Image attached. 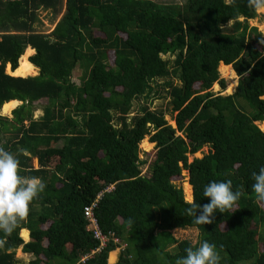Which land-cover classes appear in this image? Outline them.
Wrapping results in <instances>:
<instances>
[{
  "label": "trees",
  "instance_id": "trees-1",
  "mask_svg": "<svg viewBox=\"0 0 264 264\" xmlns=\"http://www.w3.org/2000/svg\"><path fill=\"white\" fill-rule=\"evenodd\" d=\"M41 9L53 20L47 33L35 27ZM254 16L248 0H0V108L8 112L20 101L11 118L0 116V147L19 159L21 176L46 185L28 217L10 235L0 232V264H15L18 245L32 255L27 264H110L107 253L117 244L123 247L111 264H176L204 241L216 246L219 264H264V202L252 190V173L264 167V130L255 124L264 127V36L247 25ZM27 45L34 50L28 74L38 70L32 76H24L21 55L16 66ZM78 61L84 73L74 83ZM6 62L16 66L11 75ZM219 62L223 74L231 66L237 75L225 95L208 90L225 85ZM169 74L179 83H162L164 111L141 106L128 117L151 82ZM43 98L42 115L31 118ZM166 111L174 112V127ZM150 131L155 153L141 175L137 145L150 146L143 138ZM205 144L207 153L187 161ZM180 169L201 206L210 202L207 184L231 180L242 193L236 211L194 224L186 215L189 187L184 201L171 182ZM98 194V226L118 241L95 251L82 207ZM20 228L21 236L28 230L25 242Z\"/></svg>",
  "mask_w": 264,
  "mask_h": 264
},
{
  "label": "clouds",
  "instance_id": "clouds-1",
  "mask_svg": "<svg viewBox=\"0 0 264 264\" xmlns=\"http://www.w3.org/2000/svg\"><path fill=\"white\" fill-rule=\"evenodd\" d=\"M248 6L256 12H264V0H248ZM228 23L230 24L231 21ZM19 173V159L0 147V232L5 235H10L19 223L28 217L31 202L46 187L39 177L21 176ZM252 178L254 180L252 190L256 201L262 203L264 202V167H261L258 173L253 172ZM203 195L210 198V202L203 206L197 204L194 198L186 201L189 205L186 215L193 217V223L196 225L212 224L217 211L235 212L242 193L238 190L233 191L232 181L228 180L210 182L205 186ZM2 243L3 241H0V244ZM185 251L186 256L177 259L176 264H219L220 255L216 251V246L207 241L200 243L198 247H189Z\"/></svg>",
  "mask_w": 264,
  "mask_h": 264
},
{
  "label": "rangeland",
  "instance_id": "rangeland-1",
  "mask_svg": "<svg viewBox=\"0 0 264 264\" xmlns=\"http://www.w3.org/2000/svg\"><path fill=\"white\" fill-rule=\"evenodd\" d=\"M153 1L158 2V3H170L172 0H153ZM173 1L177 2V3H181L183 0H173ZM225 1H228V0H225ZM37 16H38V21L35 22L36 29H40L45 33L50 31L52 26H53V20L51 19V14H50L49 10H47V9L38 10ZM238 20H242V17H238ZM229 21H231V20H229ZM228 22L226 23L227 25H229ZM231 23H232V21H231ZM263 23H264V12H256L255 11V16L253 18L247 19V25L251 26V27H255L256 30L259 31L260 34H262L264 36V33L262 32V24ZM95 34H99V33L95 32ZM31 49L32 48L27 45L23 48L22 52L20 53L21 57H22L21 58V66H22L25 74H28V69H27L28 60H27V58L33 54V50L31 51ZM19 57L20 56H18V58H17L18 63H19ZM161 57L166 58V59L168 58L169 60H171L174 56L161 55ZM110 59H111V55L109 54L108 61H110ZM17 60H16V63H17ZM18 63H17V65H18ZM16 66H15V68H16ZM221 66H222V63L219 62L217 65V73H218V77L222 78L225 81L224 87L221 88V87H219V85L216 82H213L208 90H210L213 93H219L221 95H225V94H229V93L234 91L235 85L237 82V75L233 71L230 64H229V66H230V70L232 73L229 76L222 73V71L220 70ZM83 69L84 68L82 67V64L78 61L71 71V80L74 83H77L79 81L80 76H82V74L84 73ZM3 70L5 73H8V71L12 70L10 67V64L8 62H6L4 64ZM37 73H38V70L35 67L34 72L32 74L29 73L28 75H24V76H32V75H36ZM14 76H18V75H14ZM168 79H171V82L173 84L179 83L178 80L176 79V77L173 76V74H169L167 77L162 78V79L160 78V81L157 80L155 82L154 81L151 82L152 88H151L150 92L139 95V97H137L133 101L131 108L129 110V113H128V117L130 115H133L136 112H138V110L141 106H146V107H149L152 109H161L162 111H164V109L167 107V100L169 99V95H168L167 84H162V83L167 82ZM262 97H264V91H263ZM45 102H46V100L44 98L39 100V103L37 104L38 107L35 108L34 110H32L31 118L37 119L38 117H40L42 115V108H41L42 106L41 105L45 104ZM18 104H19V101L14 107H16ZM0 107H1V105H0ZM13 108H9L8 112H2V110L0 108V116L11 118V116H12L11 110ZM173 116H174V112L166 111L163 115V118L167 124L174 127L175 124H174ZM24 123H27V120H25ZM255 124L257 125L258 129L260 128L259 129L260 131H261V129L264 130V127L263 128L261 127L262 125L260 124L259 121L255 122ZM150 133H152V131H150L148 134L143 136V138L150 143V146L147 149H144L143 147L140 146L141 140L138 142V145H137V147H138L137 157L140 160L144 161V162L138 164V168L140 170L141 175H147V166H148L149 162H151V160L153 159L154 153H155L154 142L149 141V138H148ZM177 134H178V132H177ZM55 144L59 145L60 141H57ZM209 149H210L209 145L205 144V145L201 146L199 149H197L195 152L187 153V161H190L193 157H201L203 154L207 153L209 151ZM32 165H33V167H37V162H36L35 158H32ZM171 182L181 189L183 197H185L184 184L187 185L189 187V196L187 198H188V200L191 198L190 184L188 183L187 171L185 169H180L179 175L173 176L171 178ZM159 214H160V212H159ZM159 214H158V216H159ZM22 229L23 228H20L18 230V235L20 236L22 241L25 242L28 240V232L26 231L25 235L21 236ZM180 234L184 235V231H180ZM194 234H196V233H194ZM172 246H174L173 243L168 245L166 247V249L169 251L172 249ZM122 247H123V244L115 245V247L113 249V254L110 255L109 259H108V255H107V262L108 263H113L117 259V256H118ZM13 256L16 260L15 264H27L28 260H30L32 258L31 254L24 253L21 251L20 245H18L16 248H14Z\"/></svg>",
  "mask_w": 264,
  "mask_h": 264
},
{
  "label": "built area",
  "instance_id": "built-area-1",
  "mask_svg": "<svg viewBox=\"0 0 264 264\" xmlns=\"http://www.w3.org/2000/svg\"><path fill=\"white\" fill-rule=\"evenodd\" d=\"M98 198L99 194L93 201L82 207V214L84 219L86 220L85 229L89 231L91 233L92 238H94L98 242V246L95 248V251L101 249L108 241H112L115 243L118 241L117 238L113 236L112 232H103L98 226L97 220L93 214V209L96 207V202ZM93 252L94 250L89 252L87 255H84V257L90 256Z\"/></svg>",
  "mask_w": 264,
  "mask_h": 264
},
{
  "label": "crops",
  "instance_id": "crops-1",
  "mask_svg": "<svg viewBox=\"0 0 264 264\" xmlns=\"http://www.w3.org/2000/svg\"><path fill=\"white\" fill-rule=\"evenodd\" d=\"M29 46V45H28ZM30 47V46H29ZM33 50V49H32ZM33 52H34V50H33ZM28 59V58H27ZM222 63V62H221ZM12 100H14V99H12ZM26 230V229H25ZM27 232H28V230H26ZM92 250H90L89 252H91ZM89 252H87L86 254H84V255H87ZM110 252H113V249L112 250H110L108 253H110ZM108 253H107V255H108ZM84 255H82V256H80L79 257V260H83L84 259ZM106 262H107V256H106ZM115 262V261H114ZM108 263V262H107ZM111 264V263H110Z\"/></svg>",
  "mask_w": 264,
  "mask_h": 264
},
{
  "label": "water",
  "instance_id": "water-1",
  "mask_svg": "<svg viewBox=\"0 0 264 264\" xmlns=\"http://www.w3.org/2000/svg\"><path fill=\"white\" fill-rule=\"evenodd\" d=\"M29 61V60H28ZM30 62V61H29ZM17 63H18V60H17ZM16 63V65H17ZM31 63V62H30ZM32 64V63H31ZM33 65V64H32ZM34 66V65H33ZM11 71V70H10ZM10 71H8V73L10 74ZM190 191H191V198H192V189H191V186H190Z\"/></svg>",
  "mask_w": 264,
  "mask_h": 264
},
{
  "label": "bare ground",
  "instance_id": "bare-ground-1",
  "mask_svg": "<svg viewBox=\"0 0 264 264\" xmlns=\"http://www.w3.org/2000/svg\"><path fill=\"white\" fill-rule=\"evenodd\" d=\"M15 68V67H14ZM14 69H12L11 71H13ZM183 199H184V197H183ZM184 201H185V199H184Z\"/></svg>",
  "mask_w": 264,
  "mask_h": 264
}]
</instances>
